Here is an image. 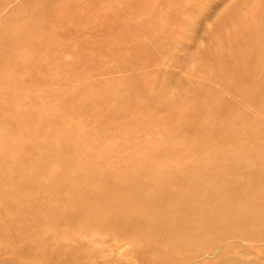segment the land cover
Returning a JSON list of instances; mask_svg holds the SVG:
<instances>
[{
  "label": "rangeland",
  "instance_id": "374dc122",
  "mask_svg": "<svg viewBox=\"0 0 264 264\" xmlns=\"http://www.w3.org/2000/svg\"><path fill=\"white\" fill-rule=\"evenodd\" d=\"M222 205L264 211V0H0V264H264L180 228Z\"/></svg>",
  "mask_w": 264,
  "mask_h": 264
},
{
  "label": "bare ground",
  "instance_id": "6f19581e",
  "mask_svg": "<svg viewBox=\"0 0 264 264\" xmlns=\"http://www.w3.org/2000/svg\"><path fill=\"white\" fill-rule=\"evenodd\" d=\"M204 205L206 206L208 204H204ZM241 206L244 207V205H241ZM194 207H197V206H194ZM217 208L218 209H216L215 211L208 210L206 213L201 212L200 210L195 209V208L185 210V212L188 213L189 216L191 215V220L190 221L188 220L187 222H185L180 228L183 229L184 231L191 229V231H193V235H202V236H205L206 238L216 233L222 239V238H228L231 235L232 231L240 230V228H243L249 225L253 229L254 233L246 234L245 236L247 237L251 236L250 238H253L256 240L263 238L264 236V211L261 210L260 208L249 209L246 212L240 211L236 209L235 207H230L229 205L227 206L222 205V206H218ZM201 249L202 248H198L197 250L198 252H195V253L200 254V256H202L201 255L202 253H200ZM203 251L204 249L202 250V252ZM224 264H245V263H242L241 261H238L235 259H231L228 261L226 260ZM248 264H252V263H248Z\"/></svg>",
  "mask_w": 264,
  "mask_h": 264
}]
</instances>
